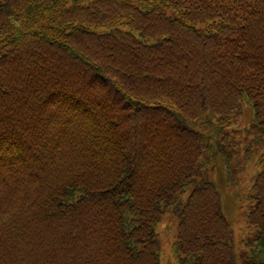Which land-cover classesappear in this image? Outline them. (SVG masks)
I'll return each instance as SVG.
<instances>
[{"label": "trees", "instance_id": "trees-1", "mask_svg": "<svg viewBox=\"0 0 264 264\" xmlns=\"http://www.w3.org/2000/svg\"><path fill=\"white\" fill-rule=\"evenodd\" d=\"M244 106L264 139V0H0V264H160ZM249 191L264 264V170ZM173 208L178 264H238L215 181Z\"/></svg>", "mask_w": 264, "mask_h": 264}, {"label": "rangeland", "instance_id": "rangeland-1", "mask_svg": "<svg viewBox=\"0 0 264 264\" xmlns=\"http://www.w3.org/2000/svg\"><path fill=\"white\" fill-rule=\"evenodd\" d=\"M253 121L255 120L252 119L249 108L244 106L242 111L235 115L233 124L224 128V132L239 131L236 134L239 144L234 147L235 152L229 158L231 180L226 177L224 159L221 155H215L210 162L201 167L200 173L194 175L193 182L185 191L173 198V203L164 209V213L154 224L155 236L159 243L157 252L160 264H178L175 243L179 215L174 214L172 209L179 201H185L194 184L204 180L215 181L218 185L223 200V213L230 226L228 242L234 248L238 264L246 263L251 249L255 246L257 233V229L246 221L248 212L255 204V201L248 199L247 195L254 176L264 170V139L255 138L249 131L248 128ZM209 128L205 126L204 131L209 132ZM200 130L202 131V128ZM203 152L200 161H204L206 156L205 148Z\"/></svg>", "mask_w": 264, "mask_h": 264}]
</instances>
